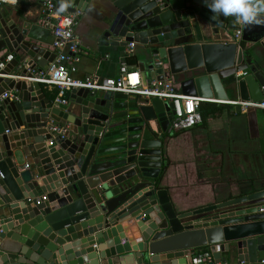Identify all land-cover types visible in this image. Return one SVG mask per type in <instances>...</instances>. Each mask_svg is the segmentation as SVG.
Returning <instances> with one entry per match:
<instances>
[{
	"label": "water",
	"instance_id": "water-1",
	"mask_svg": "<svg viewBox=\"0 0 264 264\" xmlns=\"http://www.w3.org/2000/svg\"><path fill=\"white\" fill-rule=\"evenodd\" d=\"M54 1L70 12L89 2ZM107 1L130 42L152 54L137 64L143 84L167 72L183 95L226 101L219 73L236 65L238 44L191 41L197 15L213 14L207 0H190L197 12L174 11L168 0ZM251 31L264 49V24L243 25L244 40ZM26 32L0 5V58L13 55L0 70V264H191L201 248L211 252L204 264H264V189L177 212L158 187L161 162L151 158L160 148L151 122L165 131L172 104L78 87L67 95L75 109L55 106L41 82L20 79L47 71L56 57L18 39ZM243 82L242 100H263L262 71Z\"/></svg>",
	"mask_w": 264,
	"mask_h": 264
},
{
	"label": "crops",
	"instance_id": "crops-1",
	"mask_svg": "<svg viewBox=\"0 0 264 264\" xmlns=\"http://www.w3.org/2000/svg\"><path fill=\"white\" fill-rule=\"evenodd\" d=\"M43 1L17 0L15 4L2 5L11 12V18L19 27L27 30L26 35L23 37L19 34L18 39L52 50L51 30L54 23L45 15ZM168 1L169 8L174 11L197 12L201 9L190 0ZM196 21L199 36L191 38V41L235 42L239 46V53L236 65L219 73L227 96L226 101H206L223 104L220 112L206 115L194 128L174 134L162 131L151 122L154 139L160 142V148L154 149L151 155V158L161 162L157 177L158 187L166 192V197L177 212L193 211L264 189L263 111L241 107L238 110L235 105V102L245 101L239 94L240 83L251 72L262 71L264 74V49L256 42L253 31L248 33V40L243 39V25L237 23L235 18L213 14L201 18L197 15ZM123 28L122 16L112 4L107 0H89L85 10L80 11L75 27V35L81 47L74 78H115L119 76V68L123 62L141 76L142 71L137 64L141 65L145 60L152 59V54L144 46L135 44L130 55H125V48L131 39ZM237 30L241 31V36L236 41ZM241 43L244 44L243 48ZM2 54L0 53V57ZM20 54L21 58L26 57L22 52ZM127 57L131 59L130 62L126 61ZM38 72L34 73L32 79H20L39 82ZM241 72H246L247 76L237 75ZM150 80L153 79L148 81ZM174 81L179 88V83ZM243 86L246 89L247 82H243ZM41 87L45 95L54 101L57 89L44 83H41ZM260 91L264 99V86L260 87ZM113 93L129 97L136 95ZM66 107L75 109L77 106L70 103L61 105V108ZM12 153L21 154L19 148L12 150ZM19 165L25 166L24 159L20 160ZM82 240H86V237ZM126 258L121 264H136L135 260L127 261Z\"/></svg>",
	"mask_w": 264,
	"mask_h": 264
},
{
	"label": "built area",
	"instance_id": "built-area-1",
	"mask_svg": "<svg viewBox=\"0 0 264 264\" xmlns=\"http://www.w3.org/2000/svg\"><path fill=\"white\" fill-rule=\"evenodd\" d=\"M167 0H158L161 4ZM17 0H0V5L8 3L15 4ZM44 13L54 25L51 30L52 42L51 48L55 52L56 57L47 71H39L37 79L39 82L53 86L57 89V97L53 103L58 106L68 104L67 95L75 88L85 87L90 90L102 89L112 92H122L125 94H136L144 98L156 97L162 101L172 104V119L166 128V133L174 134L194 128L201 122L199 108L204 100L198 96H186L177 88L174 79L164 72L163 81L153 79L143 84L139 72L130 70L128 65L123 62L119 68V76L115 78H98L89 76L84 79L74 78L77 71L76 63L79 60L81 43L75 35V27L78 24L80 11L70 12L65 8L56 10L54 0H44ZM241 31L235 32V40H239ZM134 42H130L125 48V55H130ZM13 60L12 54H7L0 58V70L6 63ZM155 65L159 68H165L162 60L157 61ZM246 72L238 73L237 75L246 76ZM4 97L7 94L3 95ZM236 106L243 109L257 108L263 111L264 119V99L258 102L254 101H238ZM56 130V128H52ZM45 196L41 200H45ZM39 202V201H38ZM211 259L209 250L199 251L194 254L191 259V264H204Z\"/></svg>",
	"mask_w": 264,
	"mask_h": 264
},
{
	"label": "clouds",
	"instance_id": "clouds-1",
	"mask_svg": "<svg viewBox=\"0 0 264 264\" xmlns=\"http://www.w3.org/2000/svg\"><path fill=\"white\" fill-rule=\"evenodd\" d=\"M214 15L234 16L244 26L264 24V0H207Z\"/></svg>",
	"mask_w": 264,
	"mask_h": 264
},
{
	"label": "trees",
	"instance_id": "trees-1",
	"mask_svg": "<svg viewBox=\"0 0 264 264\" xmlns=\"http://www.w3.org/2000/svg\"><path fill=\"white\" fill-rule=\"evenodd\" d=\"M240 46H241V48H243V47H244V44L241 43ZM126 61H127V62H130L131 59L127 57V58H126ZM222 107H223V104L210 103V102H202V103H201V106H200V108H199V113H200V115H201V120H202V119L204 120L205 117H206V115H214L215 113L220 112L221 109H222ZM204 250H206V249H203V248H202V249L199 250V251H204ZM199 251H198V252H199Z\"/></svg>",
	"mask_w": 264,
	"mask_h": 264
}]
</instances>
